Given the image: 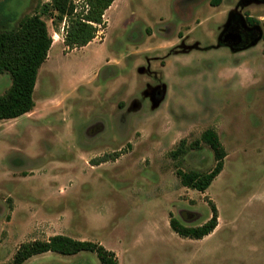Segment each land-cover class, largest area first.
I'll return each instance as SVG.
<instances>
[{
    "label": "rangeland",
    "instance_id": "374dc122",
    "mask_svg": "<svg viewBox=\"0 0 264 264\" xmlns=\"http://www.w3.org/2000/svg\"><path fill=\"white\" fill-rule=\"evenodd\" d=\"M48 1L0 0V29L37 13L56 42L33 109L0 120V264H13L21 243L64 231L116 249L120 264H264V0H116L95 40L73 49L64 22L43 10ZM231 14L256 32L240 48L221 38L239 29L227 24ZM10 84L0 73V94ZM208 128L226 156L201 192L176 171L214 167L200 140ZM182 138L186 151L172 158ZM211 203V234L170 228L171 215L204 223ZM77 255L45 252L22 264H100L94 252Z\"/></svg>",
    "mask_w": 264,
    "mask_h": 264
},
{
    "label": "trees",
    "instance_id": "16d2710c",
    "mask_svg": "<svg viewBox=\"0 0 264 264\" xmlns=\"http://www.w3.org/2000/svg\"><path fill=\"white\" fill-rule=\"evenodd\" d=\"M114 0H50L43 5V10L52 9L55 19L64 22L63 43L69 48L87 45L96 36L99 28L105 27L104 12ZM214 1V2H213ZM215 5L219 0H213ZM250 24L255 20L247 18ZM53 38L45 21L37 13L24 16L17 24L6 30L0 29V73L10 76V86L0 94V120L13 119L30 112L34 105L33 92L38 70L48 56ZM200 140L212 150L215 165L206 172L197 170L182 171L176 174L183 186L205 191L223 168L226 156L225 148L214 129L208 128L201 133ZM200 140L190 144L197 147ZM187 140L182 138L169 154L177 158L186 151ZM121 152L104 153L94 157L93 164L115 160ZM211 216L202 224L188 226L178 218L170 216L169 226L179 236L201 239L213 232L218 225L216 206L211 203ZM81 251L94 252L100 264H119L117 254L103 244L92 240H80L57 233L47 239H35L20 244L13 256V264H22L30 257L56 252L62 255H73Z\"/></svg>",
    "mask_w": 264,
    "mask_h": 264
},
{
    "label": "flooded vegetation",
    "instance_id": "af4514ba",
    "mask_svg": "<svg viewBox=\"0 0 264 264\" xmlns=\"http://www.w3.org/2000/svg\"><path fill=\"white\" fill-rule=\"evenodd\" d=\"M227 24L237 25V27L239 28L237 29V31H231L230 34L228 32H225L224 30V32L221 34L223 43H225L232 49L245 46V44L254 36V34H256V32L251 28H247L246 26H243V24H241V20L235 14L233 15L231 14L229 16ZM250 25H254V24H250Z\"/></svg>",
    "mask_w": 264,
    "mask_h": 264
},
{
    "label": "crops",
    "instance_id": "0c3cea01",
    "mask_svg": "<svg viewBox=\"0 0 264 264\" xmlns=\"http://www.w3.org/2000/svg\"><path fill=\"white\" fill-rule=\"evenodd\" d=\"M75 2L76 1H78V0H74ZM116 0H114L112 3H114ZM111 6H112V4L108 7V8H111ZM108 8L106 9V10H108ZM105 10V11H106ZM95 37H97V36H95ZM95 37L92 39V41H90V42H93L94 40H95ZM59 42V41H58ZM89 42V43H90ZM53 43H56L54 40H53V42H52V44ZM52 44H51V46H52ZM107 163V161L106 162H101V163H99V164H93V165H96V166H100V165H103V164H106ZM82 191H84V189H82V187H81V189H80V192H82ZM219 225V224H218ZM218 225L216 226V228L215 229H217V227H218ZM215 229L213 230V231H215ZM212 233V232H211ZM210 233V234H211ZM55 234V233H54ZM62 234V233H61ZM63 234H65V235H68V236H73V232L71 231V232H63ZM51 235H53V234H51ZM209 235V234H208ZM207 236V235H206ZM76 239H83V237H81V236H76ZM97 242H102V241H97ZM106 248H108V249H111V250H115L114 252H117V250L116 249H114V248H110V247H106ZM77 254H80V252H78V253H76V254H73V255H71V256H81V255H77ZM117 254V253H116ZM84 256H90V255H84ZM119 264H120V261H119Z\"/></svg>",
    "mask_w": 264,
    "mask_h": 264
},
{
    "label": "bare ground",
    "instance_id": "6f19581e",
    "mask_svg": "<svg viewBox=\"0 0 264 264\" xmlns=\"http://www.w3.org/2000/svg\"><path fill=\"white\" fill-rule=\"evenodd\" d=\"M55 40L57 41V36H55Z\"/></svg>",
    "mask_w": 264,
    "mask_h": 264
},
{
    "label": "water",
    "instance_id": "95a60500",
    "mask_svg": "<svg viewBox=\"0 0 264 264\" xmlns=\"http://www.w3.org/2000/svg\"><path fill=\"white\" fill-rule=\"evenodd\" d=\"M228 33L230 34V33H231V31H230V32L228 31ZM222 41H223V40H222Z\"/></svg>",
    "mask_w": 264,
    "mask_h": 264
}]
</instances>
